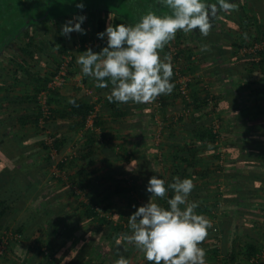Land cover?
<instances>
[{
  "label": "trees",
  "instance_id": "16d2710c",
  "mask_svg": "<svg viewBox=\"0 0 264 264\" xmlns=\"http://www.w3.org/2000/svg\"><path fill=\"white\" fill-rule=\"evenodd\" d=\"M54 1L0 0V243L4 234L20 236L19 241L6 246L0 259L16 261L15 264H36L41 258L48 264H114L121 255L128 260L133 257L135 262L142 259L144 253L123 239L131 235L128 218L138 201L131 183L143 176L163 179L167 173L163 179L166 187L174 182V177L193 180L195 186L188 201L197 202L196 214L209 217L212 225L200 245L206 251L207 263L249 264L264 248V108L239 98L241 85L232 76L238 74L246 86H255L256 95L264 100V47L256 55H243L246 70L224 71L231 87L224 93L213 94L202 82L204 75L200 73L215 67L209 75L222 74L219 66L225 56L221 48L211 50L213 44L192 33L190 42L194 46H190V35L179 31L160 51L162 59L165 55L171 57V94L161 95L150 104L110 103V81L106 78L108 88H97V81L81 71V82L93 83L95 92L86 96L87 92L79 88L65 100L60 89H47L64 55L71 56L67 74L74 77L70 72L78 65L77 55L71 52L74 47H79L76 53L89 47L99 53L107 46V38L100 39L97 34L109 24L134 25L148 11L164 15L169 10L154 0H145L147 7H138L132 15L122 8H109L106 0H56L57 8L68 6V11L54 14ZM132 1L136 5L144 3ZM228 2L238 6L234 15L238 20L233 21L243 36L252 39L247 46L259 42L264 35V23L252 14L244 0ZM78 3L84 4L82 10L76 7ZM240 9L243 17L239 16ZM75 16L86 17L81 25L86 34L72 32L65 36L68 42L64 43L62 26ZM40 30L56 33L54 52L44 35L40 37ZM234 41L236 56L244 45L239 37ZM202 45L207 47L206 51L201 50ZM44 67L50 70H43ZM175 73L191 76L187 84L189 102L178 92ZM42 92L46 93V117L38 104ZM93 96H97L95 101ZM70 99L75 100V105L68 102ZM176 101L181 105L179 109L174 106ZM168 106L177 114L168 111ZM184 109L186 115L182 114ZM223 110H231L229 115L235 119L237 130L245 136H232L229 143L223 144L222 152L218 145L220 132H214V119ZM91 114L94 118L88 128L87 118ZM156 117L160 119L159 125ZM61 120L67 123L62 132L57 126ZM109 126L116 136L106 134ZM253 128L258 130L251 134ZM123 131L139 132L140 142L132 150L117 143ZM177 131L180 139H176ZM158 137L162 142L155 143ZM149 140L154 142L146 143ZM199 148L211 152L209 162L199 157L203 150ZM159 162L166 164L161 172ZM117 163L127 165V170L124 166L115 167ZM220 183L224 186L222 192L218 191ZM210 186L217 192L207 198ZM204 190L206 193L200 194ZM174 194L169 188L164 199L154 197L153 202L168 209L167 199ZM114 197L125 198L126 207H115L110 212ZM150 197L151 193L148 201ZM198 197L199 200L195 199ZM180 207L183 210L185 205ZM217 212L221 218L212 222ZM81 219L99 230L101 244L97 246V240L91 239V233L78 222ZM65 248L69 252L61 257ZM9 252L13 258L8 256ZM144 264L150 262L145 260ZM255 264H264V260Z\"/></svg>",
  "mask_w": 264,
  "mask_h": 264
},
{
  "label": "clouds",
  "instance_id": "9594fccd",
  "mask_svg": "<svg viewBox=\"0 0 264 264\" xmlns=\"http://www.w3.org/2000/svg\"><path fill=\"white\" fill-rule=\"evenodd\" d=\"M169 10L164 15L148 11L134 25L109 24L98 38H107V46L99 53L89 47L77 57L84 76L93 77L97 88L112 86L108 101L127 104L153 103L159 96L171 94L174 84L171 57L163 59L160 51L175 39L177 32L189 33L199 30L207 37L212 28L211 20L219 12L238 11V6L228 0H159ZM83 9L84 4L78 3ZM85 16H75L62 26V34L72 32L86 34L82 28ZM206 51V46H201ZM75 105V100L70 99ZM130 168L129 170H131ZM192 179L174 177V182L165 186L157 176L148 180L147 191L151 197L147 204L136 209L128 218L131 235L123 239L144 253L150 264H206V251L200 246L208 236L211 222L203 215L196 214L197 202H189L194 188ZM175 193L167 199L168 209L153 202V198L164 199L168 189ZM181 205H185L181 209ZM120 241L117 240V244ZM114 264H129L120 256Z\"/></svg>",
  "mask_w": 264,
  "mask_h": 264
},
{
  "label": "rangeland",
  "instance_id": "374dc122",
  "mask_svg": "<svg viewBox=\"0 0 264 264\" xmlns=\"http://www.w3.org/2000/svg\"><path fill=\"white\" fill-rule=\"evenodd\" d=\"M71 1L75 2L76 0H71ZM97 1H99V0H97ZM116 1L117 2L120 1L121 3H117ZM143 1H144V3L142 5H136V4H134L132 0H126L125 2H123V0H106V3H108L107 5L111 9H118V8L121 9L122 8L123 10L126 11V13H129V14L132 15L133 14V11H135L138 7L139 8H142V9L145 8V7H147V2L145 0H143ZM155 1L158 2L159 0H154V2ZM55 3H56V0L52 3V6H51V9H53L52 10V13H54V14H59V13L66 14V12L68 11V9H67L68 6H62L61 5V6H59V8H57L56 5H55ZM151 3H153V2H151ZM245 3L247 4V7L250 8L251 10L253 8L252 5L255 4V2H253V1L251 2L250 0H248V2H245ZM241 13L242 12H241V9H240L239 16L240 17H243V14H241ZM235 14H236L235 11H231V12L222 11L218 15V21L215 22V24L213 25V27L215 28V30L212 31V32L210 31V33L211 34H213V33L215 34L216 33L217 36L219 37V39L223 38L224 34H227L229 32H233L232 34H234V31H235L236 35L243 36L242 32H240V30H238V28H237L236 25L235 26L233 25L234 27L229 25V22H231V24H232V22H234L235 20H237L236 17L234 16ZM35 19H36L35 17L32 18L33 21ZM49 25H50L51 28L53 27L52 24H49ZM236 28H237V30H235ZM40 31H41L40 32V35H42L40 37H43V35H44V38L48 41L49 46L50 47H53V51L52 52H54V49H55L54 48V44H55V41L57 39L56 38V33L54 35L51 31H48V30H47V33H45L44 30H40ZM184 34L185 35H187V34L190 35V38H188V41L190 43V46H194V43L193 42H190L191 41V34H190V32L189 33H184ZM63 37H64V43H67L68 40L66 41L65 35H63ZM77 48H79V47L78 46L74 47L71 50V52H73L74 54H76L77 57H78V55H80V53H82V52L76 53L75 50H77ZM181 63H182V61H179L178 66H181ZM12 68L13 67L8 68V69L11 70ZM43 70H50V68H48V67L45 68L44 67ZM70 72L72 74H74L75 76L72 77V76H68V74H67L66 75L67 77H66V80H65L64 84L59 88L60 89V92L62 94V99H65L66 100V98H68L69 96H71L72 94H74V92L76 90H78L79 88H83L87 92L86 93V96L87 95H90V96L93 95V92H95L94 91L95 88L93 87V83H91L89 81L90 83L88 82V84L84 85L81 82V80H82V76H81L82 75L81 74V66L80 65H77L75 69H72L71 68V71ZM75 72H78L79 74H77ZM201 80H202V82H204L207 85V87L210 90V92H212L213 94H215L217 92V91L215 92V90H218V89H215L214 91H213V89H211L212 86H214V85L217 84L216 79H214L212 77L211 78L210 77L208 78L206 75H204L203 79H201ZM217 85L220 87V84H217ZM96 99H97V96H93V99L92 100L95 101ZM174 106H176V108H178V109L181 107L179 101H176V105H174ZM168 111L172 112L174 115L177 114V112H178L177 110L172 109L169 106H168ZM132 119L129 118L128 120L130 121ZM141 119H142V121H144L145 120L144 116ZM156 122L157 123L160 122V119L158 117H156ZM214 123L218 127V130H219V132L221 134L220 139H219V142H218L219 143L218 145H219L220 150L223 152L224 151V148H225L223 144L229 143L228 138L231 137V136H237V134L239 132L237 131L236 133H234V131H236V129H237V127L235 126V122H233V124H229V121H225L224 118H221L219 116L215 117ZM151 124L153 125V123H151ZM110 127L111 126H109L107 128V133L106 134L108 136H110V137L111 136L112 137L113 136H116V135H113L112 132H110ZM155 128H158V127H155ZM111 129H112V127H111ZM138 133H139L138 131H134V132H131V131L130 132L129 131H123L122 134L118 136L119 139H117V143L120 142V143L126 145L127 148H128V150H132V146L134 145L135 141L138 140V137H139L137 135ZM123 136H124L125 140H123ZM159 138L160 137L156 138L155 143L162 142L161 140H158ZM151 142L153 143L154 141L153 140H149L146 143H151ZM210 153L211 152H209V150H208V152L205 153L206 156H204V155L203 156L208 158V156H209ZM225 156L226 155L224 153L223 156H222L223 159L226 158ZM203 159H205V158H203ZM54 160L58 161V159L55 156H54ZM204 161L209 162V160H207V159H205ZM114 166L115 167H118V168L120 167L121 169L124 166V170L125 171L127 170V165H124V163H117ZM158 166L160 167V172H161V171H163L162 168H164L166 166V164H163V163L159 162V165ZM94 167L97 168V165H94ZM166 177H167V173L165 174V176H164L163 179H166ZM149 179H150L149 177L143 176V177L137 178L134 182L131 183V184H133L135 186L134 187L135 190H134V193L133 194H134V197L138 200L137 203H136L137 206H136V208H135L134 211H136V209L138 207H140V206L148 203L147 197H148L149 192L147 191V185H148V180ZM220 185H221V183H220ZM223 187L224 186L222 184L220 186V189L218 191L219 192L220 191L222 192L223 189H224ZM85 191L86 192H90L89 189L87 191V188L85 189ZM206 191L207 190H204L200 194H204V193H206ZM215 192H217L216 189L214 187H211L210 186L209 187V191L207 192V196H208L207 198H211V196ZM112 202H113L112 204L114 206L112 205V208L110 209V212H112L115 209V207L116 208H120V207L125 208L126 207V203H127L125 198H120V197H114V199H113ZM219 213L220 212H217V215ZM110 214L111 213H109V215ZM251 219L252 218H250L248 221H250ZM78 222L82 224L83 229H87V232H90L91 233V239L93 241H94V239L97 240V246H98V244H101L100 241L98 240V236H99L100 233H98L99 230H97V228H95L91 223H88L84 219L83 220L81 219ZM102 235H103V233L101 234V236ZM54 242H55V240H53L51 242V245H53ZM68 252H69V250L67 248H65V251H63V253H61V257H62V255H63V257L66 256L68 254ZM8 256H10V257L13 258V256L11 255L10 252H9ZM6 260L0 259V264H11V261H9V259H6ZM139 260H141V259H139ZM139 262H141V261H139ZM36 264H48V263L45 262V259L44 258H41V259H38V261H37Z\"/></svg>",
  "mask_w": 264,
  "mask_h": 264
},
{
  "label": "crops",
  "instance_id": "0c3cea01",
  "mask_svg": "<svg viewBox=\"0 0 264 264\" xmlns=\"http://www.w3.org/2000/svg\"><path fill=\"white\" fill-rule=\"evenodd\" d=\"M244 1L245 2H248V0H244ZM250 1L251 2L252 1L255 2V4L252 5V7H253L252 8V14H254V15L257 16V18L260 21V23L261 22L264 23V0H250ZM213 25L214 24H212V28L210 30L211 32L215 30V28L213 27ZM229 25L230 26H233V25L235 26L236 24H234V22L232 24H231V22H229ZM237 28H238V30H240V32H242V30H241V28L239 26H237ZM237 28L235 30H237ZM232 33L233 32H229L227 34H224L223 38H221L222 40L219 39V37L216 34H214V33L213 34L210 33L207 37H205L206 38V41L208 43H211V44H213L215 46L214 48L212 47L211 50L215 51V48L220 47L221 48V51H222V56L223 55L225 56V58H224L223 61L220 60V66H219L220 72H219V74L220 73H222V74H220L218 77H216L214 75L213 76L212 75H209L211 73L210 71L213 70V68H215V67H210V68H208L206 70H202L201 73H200V74H203V75L206 74V76L208 78L209 77L210 78L212 77V78L216 79L217 84H220V87L217 84L211 87V89H213V91L215 89H218V90H215V92L217 91L215 94L224 93V90L230 89V87H231L230 86V79H227V75L225 74L224 71H228V70H231V69L232 70H235L236 68H238V70H246V69H243L244 65H243L242 59H244V58H242L243 56L242 55H239V54H237L235 56V54H234L235 53V50H234V47H233L232 42H235L234 41L235 38H238L239 37L241 39V41H242V44L245 45V46H247L248 44H250L252 42L251 41L252 39L251 38H246L245 35L244 36H239V35L236 36V35L233 34L234 35L233 36ZM198 35H201L200 32L198 33ZM217 52L218 51L216 50V53ZM242 72H244V71H242ZM256 74H257L256 79H259L261 77L260 73L257 72ZM232 79H235L234 82L236 81V84L237 85H239V86L241 85V88H238V90H239V92H241L242 96H239V98H242L243 101H247L248 104H260V106H263V108H264V101L263 100H260V98H258V96L256 95V93H257L256 91L257 90H256V87L255 86H250V87L246 86L244 84L246 81H241L240 80V76L238 74L233 75L232 76ZM248 81H250V79L247 80V82ZM254 87H255V89H254ZM229 114H231V110L230 111L223 110L222 112L219 113V117L224 118L225 121H229V124H233V122H235V119H233V117L230 116ZM66 124L67 123L65 121H62V120L57 122V126L60 129V132L66 130ZM235 126L237 127V124ZM253 129L254 130H252L251 134L257 128H253ZM237 131L238 130L236 129V131H234V133H236ZM238 132L239 133L237 134V136H245L242 132H240V131H238ZM220 136H221V134H220ZM256 136H258V135L256 134ZM176 137H177L176 139H180L181 138L180 132H178V131L176 132ZM231 138H232V136L228 138V141ZM139 142H140V139L136 140L134 144H137ZM250 143L251 142H249V144ZM199 149L202 150L203 148L202 149L199 148ZM206 152H208L207 149H203L201 152L199 151V157L207 159V157H204V156H206L205 155ZM208 158H209V156H208ZM205 159H203V160H205ZM195 199H198L199 200L200 198L198 197V198H195ZM219 218H221L220 213L218 215H217V213H215L214 214V219H211V220H216V219H219ZM209 221H210V219H209ZM57 242H59V241H56V243ZM145 260L146 259H145V256H144L141 260H137L136 262L134 261L133 257L132 258L130 257L128 261H129V264H144ZM139 261H141V262H139ZM205 261H206V264H212L211 262L210 263H207L208 262V259L206 257H205ZM15 262L16 261H14V262L12 261L11 264H15Z\"/></svg>",
  "mask_w": 264,
  "mask_h": 264
},
{
  "label": "built area",
  "instance_id": "2783aa9c",
  "mask_svg": "<svg viewBox=\"0 0 264 264\" xmlns=\"http://www.w3.org/2000/svg\"><path fill=\"white\" fill-rule=\"evenodd\" d=\"M264 47V35L261 37V40L259 42H255L249 46H242L238 53L239 55H245V54H250V55H256V53L260 50H262ZM71 60V56L70 55H64L63 56V62L59 67V71L54 75V77L50 80V82L48 83L47 89L48 90H57L59 89L65 82L66 80V75H67V71H68V63ZM175 75L177 76L176 78V83L178 86V92L181 96L182 99H184L186 102H189V98H188V89H187V84L190 82L191 76H186V77H181L178 76V73ZM206 86V85H205ZM207 87V86H206ZM38 104L41 107V110L43 112V116L46 117L48 115V109L46 106V93L42 92L41 94H39L38 96ZM186 109L183 110L182 114L186 115ZM93 118H94V114H91L88 118H87V127H92V122H93ZM156 120V118H155ZM160 124V122H158V125ZM214 132H216V130L218 129V127L215 125L214 127ZM52 156L55 155V152L52 151ZM54 172L56 174H58V171L55 169V167L53 168ZM20 240V236L16 235V234H12V233H8V234H4V237L0 243V255L3 253V251H5L6 246L10 243V242H17ZM44 250V254H47V251L45 249ZM264 260V248L262 249L261 253L259 255H257L255 257V259H251L249 264H255L257 262V260Z\"/></svg>",
  "mask_w": 264,
  "mask_h": 264
},
{
  "label": "flooded vegetation",
  "instance_id": "af4514ba",
  "mask_svg": "<svg viewBox=\"0 0 264 264\" xmlns=\"http://www.w3.org/2000/svg\"><path fill=\"white\" fill-rule=\"evenodd\" d=\"M221 12H222V11H221ZM221 12H219L218 15H219ZM218 15H217L215 18H213V19L211 20V23H212V24H215V22L218 21ZM190 33L195 34V35L197 36L198 33H199V30H194V31H192V32H190Z\"/></svg>",
  "mask_w": 264,
  "mask_h": 264
}]
</instances>
